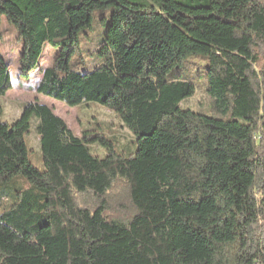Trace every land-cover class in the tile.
<instances>
[{"label":"trees","instance_id":"obj_1","mask_svg":"<svg viewBox=\"0 0 264 264\" xmlns=\"http://www.w3.org/2000/svg\"><path fill=\"white\" fill-rule=\"evenodd\" d=\"M110 8L100 65L73 70L81 33ZM2 18L39 95L99 104L134 139L76 137L39 102L0 121V184L22 176L37 192L0 215V264H264V0H0ZM46 46L58 53L41 69ZM192 58L206 62L212 116L180 106L196 93L182 75ZM12 87L0 50V97ZM33 119L43 170L25 139ZM118 191L125 220L106 216Z\"/></svg>","mask_w":264,"mask_h":264},{"label":"rangeland","instance_id":"obj_2","mask_svg":"<svg viewBox=\"0 0 264 264\" xmlns=\"http://www.w3.org/2000/svg\"><path fill=\"white\" fill-rule=\"evenodd\" d=\"M113 8L95 11L92 15L91 27L80 35L81 51L71 61V68L79 73L91 72L100 65L101 60L95 56L100 48L107 28L110 24ZM0 50L12 78L13 87L5 97H0V121L13 123L21 116V113L28 103L39 102L51 108L56 115L62 118L69 129L76 137H80L84 131H97L107 137L117 135L121 145H129L134 139L128 129L121 126L115 114L99 104L92 103L86 107L70 108L64 103L39 95L36 92L40 73L32 72V76L25 80L20 76L19 57L22 51V43L18 41V34L15 29L2 18L0 24ZM58 50L46 46L37 66L41 69L51 66ZM264 57V53H263ZM206 62L200 58L189 59L188 64L182 68V75L195 87L196 93L193 97L181 103L183 109H190L197 113L212 116L210 111L211 99L205 90V78L203 68ZM216 118H224L215 115ZM226 119H230L227 117ZM36 120H32L31 128L25 139L29 149L30 161L40 170L44 169L39 136L36 132ZM93 153L100 157L105 156V151L95 146ZM27 179L22 176L12 181L0 184V215L19 209L29 196L36 194ZM124 191L115 194L119 201L111 203V209L106 216L110 219L125 220L130 216L132 210L126 199Z\"/></svg>","mask_w":264,"mask_h":264}]
</instances>
